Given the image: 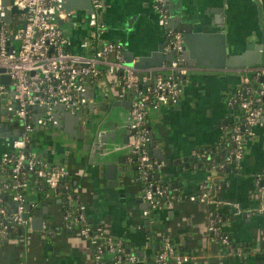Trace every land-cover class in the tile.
Returning <instances> with one entry per match:
<instances>
[{
	"label": "crops",
	"instance_id": "crops-1",
	"mask_svg": "<svg viewBox=\"0 0 264 264\" xmlns=\"http://www.w3.org/2000/svg\"><path fill=\"white\" fill-rule=\"evenodd\" d=\"M104 1V18L113 27L103 32L104 38L98 30L99 44L104 39H121L134 51L133 60H137L140 54H149L164 39L157 29L150 0ZM171 1L175 14H178L177 9L185 10L191 17L208 21L214 18L215 7L224 6L226 38L229 45H233L228 53L219 48L218 39L210 35L217 30L212 22L211 27L204 29L191 43V49L184 46L183 57L189 69L182 80L179 101L147 110L146 121L153 141L149 146L150 154L162 163L152 170V176L157 182L170 186L178 197L156 209L151 216H144L143 184L133 169L123 176L118 171L116 183L110 184L105 166L88 162L89 148H84L83 144L91 141L92 132L83 122L78 127L69 122V135L62 126L47 121L36 129L44 131L37 133L43 139L33 136L34 143L30 147L51 166L61 164L66 169L67 178L73 183L74 197L84 205L92 230H102L120 238L127 248L141 250L143 256L139 261L143 264H152V255L157 253L165 235L178 251L194 256L182 264H264L261 254L264 188L258 197L254 196L259 183L257 175L264 170V120L244 133L245 149L241 159L226 161L227 149L223 151L232 126L243 121L238 101L246 96L244 85L251 88L261 80L254 68L264 66V45L262 62L251 61L259 58L257 43L262 36L264 44V0ZM72 10V15L59 20V25L67 38V48L77 50L81 40L89 34L88 14L84 9ZM84 52L89 54L90 50ZM169 52L166 45L165 54ZM167 61L163 60L157 67L137 68L148 82H153L157 76L168 73L163 65ZM98 67L99 77L89 79L87 84L92 99H130L122 90L121 73H109L101 63ZM245 77L249 79L247 83ZM58 114L61 116L62 111L58 110ZM50 128L55 129L52 135L45 132ZM14 129L12 125L10 131ZM74 130L80 134L84 131V137L74 135ZM11 139V136L0 135V152L9 149ZM204 189L210 193L209 201L189 197ZM46 190V185L40 182L29 188L27 194L39 200L35 211L42 212L47 206L48 211L42 213V217L47 216L52 231L43 234L41 228L33 227L27 257L18 232L1 239L0 264H97L94 245L79 233L78 225L64 224L65 195L51 190L46 197ZM209 212L215 214L221 231L230 241L243 246L244 256L227 253L207 229Z\"/></svg>",
	"mask_w": 264,
	"mask_h": 264
},
{
	"label": "built area",
	"instance_id": "built-area-1",
	"mask_svg": "<svg viewBox=\"0 0 264 264\" xmlns=\"http://www.w3.org/2000/svg\"><path fill=\"white\" fill-rule=\"evenodd\" d=\"M87 11L89 34L80 42V48L69 50L67 38L59 25V20L72 15V9H65L62 0H0V76L8 74L9 83L0 81V97L5 108L21 121L22 130L10 141L9 149L0 152V240L13 234L21 236L25 256L33 231L32 221L39 200L29 198L27 190L36 183L43 182L46 197L53 193L65 195L64 224L78 225L79 233L94 245V261L97 264H137L140 256L133 249H127L120 238L105 234L102 230H92L84 205L76 201L68 182V172L62 166H51L42 156L31 150L33 132L49 121L57 123L52 113L55 103H62L70 111H78L87 103L86 91L89 79H97L100 74L98 64H104L109 73H121V87L130 95V134L128 144L138 169V179L142 182V197L146 207L144 216L178 197L170 186L156 182L150 173L161 161L151 156L149 146L152 135L147 125L149 107L175 104L182 92V80L189 66L183 57L184 36L182 30L167 26L169 17L166 0H153V7L159 12L158 22L164 25L169 39L167 49L172 58L163 65L168 69L153 82L139 72L133 64L125 62L122 46L115 42L97 41L101 24L97 9L99 0H90ZM12 5L24 12H12L10 22L4 19L5 9ZM19 14V15H17ZM22 16V17H21ZM20 23V24H19ZM16 24L15 28L10 27ZM19 24V25H18ZM85 49L90 53L86 54ZM255 74L262 77L257 86L244 85L246 96L239 99L243 121L232 126L227 139L226 161H237L244 153V133L264 120V66L254 68ZM249 79L245 77L247 83ZM12 86V93L10 87ZM244 125V129L241 125ZM254 196L258 197L264 188V170L257 175ZM8 197L9 201L4 198ZM192 199L210 200L207 189L189 196ZM207 229L225 247L229 254L245 255V249L234 244L223 233L215 214L209 212ZM41 230L48 234L52 230L45 219ZM104 233V234H103ZM264 255V248L261 250ZM108 255V256H107ZM194 258L193 255L177 250L167 235L161 238V245L153 256L156 264H182Z\"/></svg>",
	"mask_w": 264,
	"mask_h": 264
},
{
	"label": "water",
	"instance_id": "water-1",
	"mask_svg": "<svg viewBox=\"0 0 264 264\" xmlns=\"http://www.w3.org/2000/svg\"><path fill=\"white\" fill-rule=\"evenodd\" d=\"M153 0H150V9L151 12L155 15V22L158 26V31L164 36V39L159 41L156 48L152 49L149 54H140L137 60H133L134 51L127 48L125 42L121 39H104L103 42H115L122 45V51L124 60L128 64H133L136 67H157L162 64L163 60H170L172 58V52L165 54V46L168 44L169 39L164 34V25L158 22L160 17L159 12L153 7ZM100 7L97 9L98 20L101 24L99 29L101 37H103V32L110 30L111 26L107 20L104 18L105 1L99 0ZM225 2V0H223ZM4 4H7V0H3ZM63 7L65 9H74L80 8L88 11L90 7V0H62ZM173 2L171 0H166V6L168 8L169 17L167 19V26H171L174 29H179L183 31L184 36V46L187 50L193 47V41L196 37L201 36L204 32V29L211 27V23L216 24L217 30H214L210 35L218 39L219 48L224 52H229V48L233 45L228 42L226 38V32L228 26L225 24L226 16L223 17L224 6L220 5L213 9L214 18L210 21L205 19H200L198 17H191V14L185 10L177 9L178 14L173 12ZM178 8V7H177ZM24 9H20L15 5H12L11 8L5 9L4 19L6 22H10L13 12H24ZM203 32V33H202ZM104 38V37H103ZM192 43V44H191ZM191 44V45H190ZM260 49L258 51L259 58L251 61L252 63H261L262 49H263V36L260 42L257 43ZM1 70V69H0ZM148 73H150L148 71ZM263 78L261 77V80ZM0 81L4 83H9L10 78L8 74H2L0 76ZM10 92L12 93V86L10 87ZM87 99H89L86 105H83L78 111H70L62 103H55L52 106V113L57 117L58 123L54 125L62 126L64 132L71 134L69 130L65 129V125L69 122H74L76 127L80 123H85L87 129L92 132V139L90 142L83 144L84 148H89V157L88 162L91 164H102L105 166L106 177L109 179V183H116L118 171L120 175H125L131 169L137 168L132 164L133 152L128 144V135L130 134V117H129V107L131 100L130 99H109L105 97L104 99L93 100V94L90 91H86ZM3 99L0 97V108L3 107L1 104ZM2 114L5 116L10 113L5 107L1 109ZM58 110L62 111L61 116L58 114ZM11 114V113H10ZM5 120V122L0 125V135L1 136H11L12 138L17 137V134L22 130L21 124L19 121L13 120L11 118ZM15 126V129L11 130V126ZM241 127L244 129V125ZM40 128V127H39ZM7 129V131H6ZM6 131V132H3ZM77 131L74 130V135ZM80 138L84 137V131L79 135ZM153 142V141H152ZM152 142L150 144H152ZM226 150L225 148L223 151ZM62 166L61 164L58 167ZM47 206H44V209L41 211H35V217L32 221V226L36 229L41 228V223L43 220L42 213H46ZM128 249V248H127ZM140 257L143 256L141 250H136ZM137 264H143V261H138ZM171 264H175L172 262Z\"/></svg>",
	"mask_w": 264,
	"mask_h": 264
},
{
	"label": "trees",
	"instance_id": "trees-1",
	"mask_svg": "<svg viewBox=\"0 0 264 264\" xmlns=\"http://www.w3.org/2000/svg\"><path fill=\"white\" fill-rule=\"evenodd\" d=\"M20 24V23H19ZM18 24V25H19ZM15 26H16V24H12L10 27H14L15 28ZM227 146V145H226ZM225 149H226V147H225ZM134 167H136V164H135V162L132 164ZM133 172L135 173V175L138 177V169L137 168H134L133 169ZM150 176H151V178H153V180H155L156 182L158 181L157 179H155V177L154 176H152V172L150 173ZM68 182L70 183V186H71V188H73V183H72V181H70L69 179H68ZM61 192H62V189L60 190ZM4 200L7 202V201H9L8 200V197H6V198H4ZM45 220H46V222H47V224H48V227H49V225L51 226V223H49L48 221H47V216L45 215ZM125 247H126V245H125ZM108 256V255H107ZM152 264H156L155 262H153V255H152Z\"/></svg>",
	"mask_w": 264,
	"mask_h": 264
},
{
	"label": "flooded vegetation",
	"instance_id": "flooded-vegetation-1",
	"mask_svg": "<svg viewBox=\"0 0 264 264\" xmlns=\"http://www.w3.org/2000/svg\"><path fill=\"white\" fill-rule=\"evenodd\" d=\"M1 106L5 107L4 104H1ZM3 107L0 108V125H2L5 122V120L8 118V116H10L9 118L15 120V117L12 114H10V113L6 114L5 116L2 114V112H1L2 110L1 109ZM16 120L19 121L18 119H16ZM19 124H21L20 121H19ZM69 126H70L69 123H67L65 125V129L71 131L70 128H69ZM79 135H80V133H77V136H79Z\"/></svg>",
	"mask_w": 264,
	"mask_h": 264
},
{
	"label": "rangeland",
	"instance_id": "rangeland-1",
	"mask_svg": "<svg viewBox=\"0 0 264 264\" xmlns=\"http://www.w3.org/2000/svg\"><path fill=\"white\" fill-rule=\"evenodd\" d=\"M17 15H19V14H17ZM21 17H22V16H21ZM54 131H55V129H52V128H50L48 131L45 130L46 134H51V135H52V133H54ZM43 132H44V131H41V132H40L39 130H36V131L33 132L32 135H33L34 137H36V138L39 137L40 140H42L43 137L40 136V135H37V133L42 134ZM33 143H34V142H33ZM33 143L31 144V147H32ZM31 150H33V149L31 148ZM61 209H62V208H61Z\"/></svg>",
	"mask_w": 264,
	"mask_h": 264
}]
</instances>
